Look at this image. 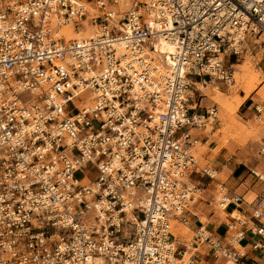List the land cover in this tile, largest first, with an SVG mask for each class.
Listing matches in <instances>:
<instances>
[{"label": "built area", "instance_id": "2783aa9c", "mask_svg": "<svg viewBox=\"0 0 264 264\" xmlns=\"http://www.w3.org/2000/svg\"><path fill=\"white\" fill-rule=\"evenodd\" d=\"M261 36L264 0H0V264H201L204 245L244 264L246 229L173 228L201 199L192 174L215 178L194 129L219 110L194 91L235 86L231 58Z\"/></svg>", "mask_w": 264, "mask_h": 264}, {"label": "crops", "instance_id": "0c3cea01", "mask_svg": "<svg viewBox=\"0 0 264 264\" xmlns=\"http://www.w3.org/2000/svg\"><path fill=\"white\" fill-rule=\"evenodd\" d=\"M195 100L199 106L198 110H203L212 104L211 99L202 97V93H199ZM250 100H253V103ZM258 105L261 104L256 101V95L247 97L242 104L245 110L244 116L249 120L255 116L258 117L256 110ZM263 113L264 111L261 114L262 117ZM220 129L219 122L206 131L194 129V133L201 138L199 161L202 166L214 171L215 178L197 173L195 184L201 187V199L193 208L194 214L189 215L188 232H184L178 224L173 229L177 232L176 235L187 239L193 236L196 228L204 225L210 234L226 241L228 234L233 233L228 226L234 224L236 226L234 231L242 228L247 230L246 237L241 243L242 247H239L247 253V256L243 258L244 264H264V247H254L256 242L264 241V236L248 231L251 226L261 223L259 219L253 217L252 213L253 204L264 196V181L258 176L264 175V154L260 153L264 144L256 143L255 149L258 148V151L249 152L236 140L228 139L225 142L223 132H219ZM262 142H264V135H262ZM220 183H225L230 195H240L243 200L238 205L231 202L225 208L220 207L216 202L217 186ZM198 258L201 264H235L224 257L216 258L205 245Z\"/></svg>", "mask_w": 264, "mask_h": 264}, {"label": "rangeland", "instance_id": "374dc122", "mask_svg": "<svg viewBox=\"0 0 264 264\" xmlns=\"http://www.w3.org/2000/svg\"><path fill=\"white\" fill-rule=\"evenodd\" d=\"M68 29L73 30L72 27H62V30L67 33ZM264 36L256 39L254 42H250L247 46V50L243 52V55L237 60L235 58H231L233 60L236 85L231 88H226L223 91L216 90L208 87H201V90L194 91L196 96L199 93H202V97H207L211 99V106L215 105L219 110V118H220V126L221 129L219 132H223L225 142L228 139H233L245 146V149L249 152H255V145L259 143L263 145L262 135H264V113L263 119L261 121L258 120V117L255 116L252 119H248L244 116V108H242V104L238 107L235 113H231L227 110L226 105L229 101L234 100L237 96L245 95L243 88L246 85V79L243 76L249 71L258 74L259 81L257 83L256 88L249 95H256V101L264 106ZM232 62V61H231ZM248 96V97H249ZM201 98V97H200ZM253 103V100H250ZM248 105V104H247ZM211 128V126H209ZM201 146H199L197 150V155L200 160L201 156ZM258 151V148L257 150ZM85 173L94 178L97 174L96 167L92 164L88 165ZM197 174H192V182L195 183ZM217 177V176H216ZM177 225V223H174ZM182 230L188 232V228L184 227L182 224H178ZM175 227V226H174ZM173 234L176 232L173 229ZM190 238V237H189Z\"/></svg>", "mask_w": 264, "mask_h": 264}, {"label": "bare ground", "instance_id": "6f19581e", "mask_svg": "<svg viewBox=\"0 0 264 264\" xmlns=\"http://www.w3.org/2000/svg\"><path fill=\"white\" fill-rule=\"evenodd\" d=\"M79 34L75 32L74 30L68 29L66 33L67 38H75L78 37ZM161 50L163 52H172L173 51V46L166 44L164 42L161 43ZM244 79H246V85L243 88V91L245 92V95L243 96H237L234 100L229 101L226 105V108L229 112L235 113L238 109V107L243 104L245 99L253 92V90L256 88L257 83L259 81L258 74L254 72H247L244 76ZM187 228V227H186ZM189 229V228H188ZM185 232V231H184ZM177 233V232H176Z\"/></svg>", "mask_w": 264, "mask_h": 264}]
</instances>
